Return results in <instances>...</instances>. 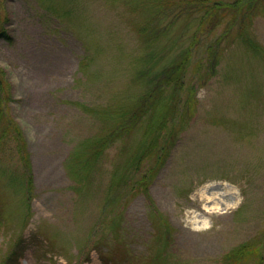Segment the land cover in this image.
I'll return each mask as SVG.
<instances>
[{
	"label": "rangeland",
	"instance_id": "rangeland-1",
	"mask_svg": "<svg viewBox=\"0 0 264 264\" xmlns=\"http://www.w3.org/2000/svg\"><path fill=\"white\" fill-rule=\"evenodd\" d=\"M238 1L0 0V264H264V0Z\"/></svg>",
	"mask_w": 264,
	"mask_h": 264
},
{
	"label": "trees",
	"instance_id": "trees-1",
	"mask_svg": "<svg viewBox=\"0 0 264 264\" xmlns=\"http://www.w3.org/2000/svg\"><path fill=\"white\" fill-rule=\"evenodd\" d=\"M193 5H199V6H201L207 13H210V11H209V0H194V3H193ZM239 4H237L236 6H238ZM236 6H234V7H236ZM231 8V6H225V7H223V8H218V9H214V11H212L211 13H214V12H221V11H224V10H228V9H230ZM4 34V32L2 31V32H0V35H3ZM181 67H182V65H181ZM3 74V72H1L0 71V121L4 118V116H5V98L3 97V93H4V84H3V78H2V75ZM183 72H182V74L179 76V77H177V78H171L168 74H164L163 73V75L161 76V78H160V82H161V84H160V86L161 87H158L159 88V90H156V91H151V93L146 97V99H148V98H151V100H154V102H156V100H157V98L159 97V96H163V86L166 84V85H168V86H170L172 83H173V81H178L179 80V82H180V84H183ZM140 114H139V111H137V112H133L132 114H131V117L132 118H134V117H138ZM124 127H125V125L123 126V130H124ZM28 181H29V185H31L32 186V177L31 176H28ZM242 250H244V249H241V252H239L240 254H242V253H244Z\"/></svg>",
	"mask_w": 264,
	"mask_h": 264
},
{
	"label": "bare ground",
	"instance_id": "bare-ground-1",
	"mask_svg": "<svg viewBox=\"0 0 264 264\" xmlns=\"http://www.w3.org/2000/svg\"><path fill=\"white\" fill-rule=\"evenodd\" d=\"M215 208L216 209H218L219 208V205L218 204H216V206H215ZM209 211H211L212 210V208H207Z\"/></svg>",
	"mask_w": 264,
	"mask_h": 264
}]
</instances>
